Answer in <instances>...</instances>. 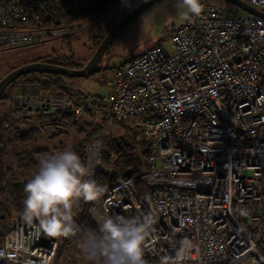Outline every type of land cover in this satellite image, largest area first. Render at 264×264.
<instances>
[{"label":"built area","instance_id":"1","mask_svg":"<svg viewBox=\"0 0 264 264\" xmlns=\"http://www.w3.org/2000/svg\"><path fill=\"white\" fill-rule=\"evenodd\" d=\"M50 1L0 0V50L69 38L131 0L86 20L70 18L97 0H57L55 11ZM246 1L264 8V0ZM170 41L169 51L155 45L113 67L103 95L72 87L44 96L39 86L16 85L13 115L63 112L78 120L90 110L143 130L150 145L147 194L133 177L119 175L88 210L95 222L97 213L152 216L146 264L162 258L172 264L186 240L192 248L184 264H264V19L204 3L202 14L184 20ZM57 136L43 135L50 142ZM104 141L95 136L87 149L93 180L110 171L102 162ZM33 232L14 213L0 264H54L65 238L36 239Z\"/></svg>","mask_w":264,"mask_h":264},{"label":"trees","instance_id":"2","mask_svg":"<svg viewBox=\"0 0 264 264\" xmlns=\"http://www.w3.org/2000/svg\"><path fill=\"white\" fill-rule=\"evenodd\" d=\"M118 1L120 0H97L81 13L80 16L76 17V19L70 18V20H86L112 7ZM56 3L57 0L50 1V7L54 11L57 9ZM229 3L232 4L231 2ZM233 6L241 10L236 14L244 12L239 7ZM131 8L133 7L127 9L120 17L115 16L110 18L107 29H99V34L93 37L96 47L104 38L107 31ZM223 8L233 13L232 9ZM66 40H70V37L66 38ZM35 61H46L70 68H79L83 66V64H76L61 53L45 55L35 59ZM68 78L69 76L51 72L27 73L18 77L9 86L11 87L9 92H4L0 99L3 97H10L12 101H14L13 87L16 85L27 87L39 86L44 96L50 91L61 93L69 88L75 87ZM44 96H42L41 99H43ZM11 118L12 119L7 121L4 127L0 129V243L3 241L13 212L17 211L21 213L23 209V200L25 199L23 190L24 185L37 172L39 160L48 154L55 153V151L44 142L48 140L43 137L44 133H47L49 137L58 135L53 144H50L51 146L54 145L55 148L65 146V133H74L68 149L77 152L81 160L85 163L87 162V149L92 138L95 136L104 138L102 162L110 170L108 173L102 171L97 173L95 181L98 185L104 187L105 191L98 201H80L79 208L73 212L74 218L80 227V233H78L76 237L63 239L60 242L56 257L61 253L63 254V249L66 245L73 241H79L84 233L97 230V224L89 213L88 208L91 204H101L107 188L116 181L119 175L133 177L140 187L141 195L144 196L147 194L148 189L145 175L149 168L148 156L150 145L144 137L143 130L137 125H126L113 116L97 117L90 110L78 120H74L70 115L63 112H56L55 114L43 115L40 117H26L25 119H16L12 112ZM108 119H112L125 127L122 136L119 138L107 139L100 135ZM24 124L27 125L24 126ZM50 128H53L55 133L52 132Z\"/></svg>","mask_w":264,"mask_h":264},{"label":"clouds","instance_id":"3","mask_svg":"<svg viewBox=\"0 0 264 264\" xmlns=\"http://www.w3.org/2000/svg\"><path fill=\"white\" fill-rule=\"evenodd\" d=\"M176 6L183 9L184 20L199 17L203 12L201 0H177ZM92 174V167L70 149L39 160L37 172L24 185L25 199L20 213L34 228V238H70L80 233L73 215L75 205L81 200L98 201L105 191L90 179ZM94 218L97 230L84 233L79 240L86 264H146L144 246L155 223L152 216L141 219L97 213ZM191 248V241H182L172 264H184ZM162 264H169V260L162 258Z\"/></svg>","mask_w":264,"mask_h":264},{"label":"rangeland","instance_id":"4","mask_svg":"<svg viewBox=\"0 0 264 264\" xmlns=\"http://www.w3.org/2000/svg\"><path fill=\"white\" fill-rule=\"evenodd\" d=\"M201 2L202 4H219L232 9L235 14L241 11L227 0H201ZM176 3L177 0H158L143 10L111 42L99 62V68L94 74L85 77H69L68 80L76 88L90 95H103L108 91L106 80L113 67L124 63L131 57L155 45H162L166 51H169L171 47L170 35L184 22L181 15L183 9L178 10ZM127 8L129 7H122L120 11L116 10L112 16L102 19L90 28L77 32L70 37V40H56L38 46L0 50V80L11 70L53 53H61L76 64L84 65L97 48L93 38L94 35L99 34L100 28L107 29L110 18L120 17ZM10 89L11 87H8L5 92L8 93ZM12 107V98L3 97L0 99V129L4 127L7 121L12 119ZM26 125L24 124V126ZM128 125L133 126L134 122L129 121ZM124 131L125 127L123 125L108 119L100 135L107 139L119 138L124 134ZM65 135L66 144L61 148L51 147L49 140L44 142L55 152L62 151L69 148L74 133H65ZM14 213H17V211H14ZM72 262L74 264H86L80 251L79 241H73L66 245L63 249V254H59L55 259V264H73Z\"/></svg>","mask_w":264,"mask_h":264},{"label":"water","instance_id":"5","mask_svg":"<svg viewBox=\"0 0 264 264\" xmlns=\"http://www.w3.org/2000/svg\"><path fill=\"white\" fill-rule=\"evenodd\" d=\"M158 0H142L140 3L131 8L108 30L104 38L97 46L91 58L79 68H70L59 64H53L46 61H32L22 66L11 70L0 80V97L6 89L20 76L32 72H51L55 74H62L69 77H85L94 74L97 69L102 56L105 54L111 42L117 35L127 26L133 19H135L143 10L150 7ZM233 5L239 7L244 12L253 16L264 19V10L254 6L246 0H227Z\"/></svg>","mask_w":264,"mask_h":264},{"label":"flooded vegetation","instance_id":"6","mask_svg":"<svg viewBox=\"0 0 264 264\" xmlns=\"http://www.w3.org/2000/svg\"><path fill=\"white\" fill-rule=\"evenodd\" d=\"M142 0H131V1H129L123 8H125V7H134L135 5H137L138 3H140ZM129 8H127V9H129ZM122 9V8H121ZM120 9V10H121ZM119 10V11H120Z\"/></svg>","mask_w":264,"mask_h":264},{"label":"crops","instance_id":"7","mask_svg":"<svg viewBox=\"0 0 264 264\" xmlns=\"http://www.w3.org/2000/svg\"><path fill=\"white\" fill-rule=\"evenodd\" d=\"M54 140H55V138H54ZM54 140H53L52 142H50V144H53ZM53 146H54V145H53ZM53 146H51V147H53Z\"/></svg>","mask_w":264,"mask_h":264}]
</instances>
